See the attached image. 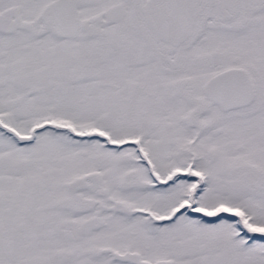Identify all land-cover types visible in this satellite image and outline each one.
Returning a JSON list of instances; mask_svg holds the SVG:
<instances>
[{"label":"snow or ice","instance_id":"1","mask_svg":"<svg viewBox=\"0 0 264 264\" xmlns=\"http://www.w3.org/2000/svg\"><path fill=\"white\" fill-rule=\"evenodd\" d=\"M0 264H264V0H0Z\"/></svg>","mask_w":264,"mask_h":264}]
</instances>
